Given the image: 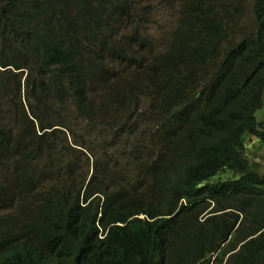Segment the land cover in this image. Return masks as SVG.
Wrapping results in <instances>:
<instances>
[{
	"label": "trees",
	"instance_id": "trees-1",
	"mask_svg": "<svg viewBox=\"0 0 264 264\" xmlns=\"http://www.w3.org/2000/svg\"><path fill=\"white\" fill-rule=\"evenodd\" d=\"M152 1L0 0V112L8 100L21 135L9 140L0 116V149L11 146L0 164L57 149L54 132L36 135L34 122L40 132L62 126L77 146L99 148L111 159L91 176L104 186L89 182L82 203L83 186L74 181L65 213L31 214L16 237L0 239V264H264V173L254 175L260 166L248 164L236 128L264 145V126L254 118L264 95V0H181L179 24L162 55L151 54L158 40L137 52L145 46ZM232 35L231 48L211 57L206 78L200 76L197 55ZM143 54L153 79L143 87L149 94L138 114L151 122L158 156L124 123L136 120L118 114L122 106L131 114L139 109L127 102L138 86L107 81L113 64L138 66ZM73 122L87 133L91 127L94 143L86 146ZM115 124L129 131L122 145L112 137ZM124 157L134 172L135 161L149 171L127 189L118 170L131 163ZM2 197L5 204L11 195Z\"/></svg>",
	"mask_w": 264,
	"mask_h": 264
},
{
	"label": "clouds",
	"instance_id": "clouds-1",
	"mask_svg": "<svg viewBox=\"0 0 264 264\" xmlns=\"http://www.w3.org/2000/svg\"><path fill=\"white\" fill-rule=\"evenodd\" d=\"M237 36L232 35L227 38L224 43L221 45H218L214 51H211L210 49L206 50L205 53L198 54L196 57V67L199 71V75L204 76L206 78V71L209 68V63L211 57H223L224 51L231 48L230 42L232 40H236ZM226 42V43H225ZM116 44L117 41H115ZM159 43L157 44V46ZM156 46V47H157ZM155 47V48H156ZM155 48L153 50V53H155ZM159 53V55H162V52H156ZM122 65V64H120ZM126 68H122V71L125 72V75L118 74V71L114 69V73L109 75V79H107L109 84H112L113 82H118L119 84H123L125 82H128L130 84L138 86L137 89L134 91L135 94L139 97L146 98V92L149 94L148 88L144 90V86L148 85L152 79L153 74L149 72L147 69H143L141 65H134L133 67L122 65ZM113 68V67H112ZM181 72H184V68H181ZM25 79V75L22 78V82ZM264 90V88H263ZM32 93V97L34 99L38 98L40 95V90L38 88H34ZM180 96L175 95V110L180 111L177 109V103L179 102ZM22 99L24 100V95H22ZM31 100V99H30ZM194 102L192 100L187 99V105H192ZM259 106L254 113H256L262 106V103L257 105ZM181 112V111H180ZM182 116V114H181ZM258 127L264 126V121H257L256 117H254ZM32 121H34L32 118H30ZM49 119H51V116L49 115ZM10 121V119H8ZM11 122V121H10ZM130 126L133 128L134 132L145 140L146 144L148 145L151 153L154 156H158L162 154V151L160 150L159 144L151 137V122L149 120L144 121H128ZM8 123H4L3 126L7 125ZM35 125V132L36 135H41L44 132L53 133V138L57 140V149L52 148H46L45 150V156L43 159L42 157L35 158L32 157L30 154L26 153L25 159H19L17 164H10L8 169L4 172H0V199L2 197V193H10L11 198L8 200L6 199L5 204H0V227H3L5 224V220H14L19 227V230H21L22 227L28 225L30 221V215L31 214H37L39 212L47 213L49 214L51 211L56 212L57 214H54V216H59L65 213L67 209V202L65 200V197L69 193V188L71 186H74L75 189L78 187L74 184V181L71 177V175L79 168V166L82 164V160L84 157L88 160V166L87 170L90 175H88L87 181L85 182L83 186V189L81 190L80 194V201L82 203L83 195L86 190V187L88 186L89 182L92 184V187L95 185H103V180H94L91 178L93 170L96 168H102L105 169L111 165V159L108 155L103 156L100 152L99 148L91 147L90 151L87 152L84 149L77 146L73 140L72 136H65L63 134L67 133L65 131V128L62 126H51L48 127V129L40 132V130L37 127V124L34 122ZM18 128V125H16ZM194 127L201 128V125H196ZM236 128L243 133V139L245 140V148L247 152V158L249 160L248 164H252L251 161H254L259 164L260 169L258 172H255L254 175L257 174H263L264 173V167L257 161L256 158L259 157V155H262L264 157V154H262L260 151L255 152L256 149H263L264 145L261 144L258 140L254 142V136L251 135L250 132L243 130L238 125H236ZM68 134V133H67ZM70 135V134H69ZM17 138V142L20 141V133L15 135ZM247 137H249L247 141ZM76 139V136H74ZM11 146H3L0 149L1 151L10 150ZM68 151V159L65 160L62 164H52V165H46V169L48 170V173H45L43 170V161L49 159L50 157H63L66 158L67 154L65 152V149ZM78 151L79 155L76 157L70 156V151ZM95 157V162L89 161L92 157ZM70 161V164H69ZM134 162H131L130 164L126 165H118V170L122 168V174L120 176V182L124 185V187L127 189V184L129 182H132L136 175H142L143 178L147 179L148 172L147 171V165L145 161H135L140 168L137 169L136 172H134L135 165H133ZM264 165V164H263ZM11 174V177L13 178V181L15 182V191L11 192L7 188V184L5 183V175ZM46 177V178H45ZM241 177L236 176L235 182H237ZM58 181L54 184V181ZM23 180L27 181V184L25 187L21 186V182ZM76 182V181H75ZM77 183V182H76ZM11 184V183H10ZM253 184V181L249 182L247 186H250ZM104 186V185H103ZM59 197L60 200L55 199V197ZM94 198V197H93ZM5 199V198H4ZM13 199L16 200V202H13ZM102 201V200H101ZM101 217V214H98V218ZM6 237H11L10 235H7ZM5 237V238H6ZM256 237V235L254 236Z\"/></svg>",
	"mask_w": 264,
	"mask_h": 264
},
{
	"label": "rangeland",
	"instance_id": "rangeland-1",
	"mask_svg": "<svg viewBox=\"0 0 264 264\" xmlns=\"http://www.w3.org/2000/svg\"><path fill=\"white\" fill-rule=\"evenodd\" d=\"M160 1L161 0H153L151 3L152 4V7L150 8L151 12L147 16L148 22L146 23L145 30H144V32L146 33V36H147L146 41L144 42L145 46H143V48L137 49V52H142L147 47V45L153 46L157 40L159 41V45L155 48V52H158V51L163 52L171 46L172 33L174 32L175 26L179 24L180 12H182V10H183L184 3L181 0H169L168 2H166L165 0H162L163 3H161ZM144 16H146L145 13H144ZM147 57H149V56H147L145 54H143V57L142 56L138 57V59L141 60L140 65L143 69H147L146 62H145ZM112 67H113V69L118 71V74L125 75V72L122 71V68H126V67H124L120 64H113ZM21 100L24 102L23 99H21ZM144 101H145L144 97H139L137 95L130 94L128 99H127L128 104L131 107L138 106L139 109L136 110V112L134 114H131L130 112H128V110H126L124 108V106H122V107L118 108V111H119L118 114H121V115L125 116L126 118H129L132 120L140 121V120H142L143 117H145V115L143 113L138 114V111L141 109ZM7 102H8V100H6L3 103L2 111L0 112V116H1V120H2L1 122L8 123L4 127L6 129L7 134H8L9 140H13L15 135L18 134V132H19L18 128L16 126L19 121L10 122L8 120V119L12 120L15 117L14 116L15 109H14L13 105L9 106ZM255 117H256L257 121H264V95L262 98V106L255 113ZM124 123L128 124V121H125ZM77 128L79 130V135H81L83 137V139H84L83 141H84L86 146L94 143L93 138L91 136L92 134L94 135V133L91 134V131H90L91 127H89V131L87 133L86 127L84 124H82L78 127V123L73 122L72 131L74 133H75V130ZM92 128L95 130H99L95 127H92ZM115 128L116 129H115L112 137L117 136L119 138L118 144L122 145L125 140L131 139L129 137V131L128 130H120L117 128L116 124H115ZM78 130H77V132H78ZM63 134L65 136H72V134L69 135V134L64 133V132H63ZM248 139H249V137H247V141H248ZM253 140H254V142L257 141L255 138ZM258 151H260L262 154H264V148L255 150V152H258ZM65 152L67 154L66 158L50 157L49 159L44 160L42 163L44 172L48 173V170L45 167L46 165H52V164H59L60 165L65 160H69L68 159V151L66 149H65ZM77 155H79L78 151L77 152L73 151V150L70 151V156L76 157ZM0 158H2L3 160H5V158H6V156L3 155V151H1V153H0ZM256 159L262 165V167H264V165H263L264 164V157L262 155H259V157ZM126 160H127V162L132 161V159L130 157L128 159H126V157L121 159V161H123V162H126ZM89 161L95 162V157L93 156L91 159H89ZM87 166H88V160L86 159V157H84L82 160V164L71 175L72 179L75 180L80 185H84L85 182L87 181L88 175H90L88 173ZM8 167H9V164L7 162L3 161V164H0V172L2 173L4 171H6L8 169ZM115 178H116V176H114V175L109 176V179L114 180ZM4 179H5V183L7 184L8 190L11 192H14L15 191V182L13 181L11 174L5 175ZM57 181H58V179L56 181H54V184ZM13 202H16V200L13 199ZM18 225L19 224H17L14 220L6 219L4 226L0 227V239L5 238L7 235H10L11 237H16L17 234L19 233Z\"/></svg>",
	"mask_w": 264,
	"mask_h": 264
}]
</instances>
